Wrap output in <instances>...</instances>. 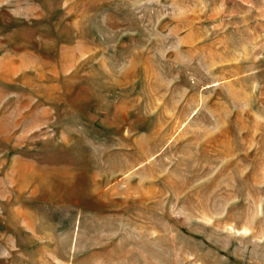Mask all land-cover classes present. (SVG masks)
Instances as JSON below:
<instances>
[{
	"label": "rangeland",
	"instance_id": "obj_1",
	"mask_svg": "<svg viewBox=\"0 0 264 264\" xmlns=\"http://www.w3.org/2000/svg\"><path fill=\"white\" fill-rule=\"evenodd\" d=\"M0 264H264V0H0Z\"/></svg>",
	"mask_w": 264,
	"mask_h": 264
}]
</instances>
